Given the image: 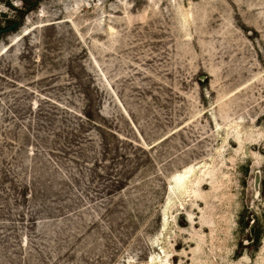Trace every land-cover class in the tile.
<instances>
[{"label": "rangeland", "instance_id": "1", "mask_svg": "<svg viewBox=\"0 0 264 264\" xmlns=\"http://www.w3.org/2000/svg\"><path fill=\"white\" fill-rule=\"evenodd\" d=\"M0 264H264V0H0Z\"/></svg>", "mask_w": 264, "mask_h": 264}, {"label": "water", "instance_id": "2", "mask_svg": "<svg viewBox=\"0 0 264 264\" xmlns=\"http://www.w3.org/2000/svg\"><path fill=\"white\" fill-rule=\"evenodd\" d=\"M15 24H11L10 26H8L6 29L13 27ZM204 77V75L200 76V79H202ZM259 183H260V172L258 170L254 171L253 174V179H252V187H253V191H254V196L255 198H258L259 195ZM249 233L252 234L253 231V226L252 224H249Z\"/></svg>", "mask_w": 264, "mask_h": 264}, {"label": "bare ground", "instance_id": "3", "mask_svg": "<svg viewBox=\"0 0 264 264\" xmlns=\"http://www.w3.org/2000/svg\"><path fill=\"white\" fill-rule=\"evenodd\" d=\"M255 170H258L260 172V170L258 168H256ZM191 169H185V171L182 173H178L177 175H175V180L176 181H181L183 179H185V177L191 172ZM203 171V170H202ZM203 173V172H202ZM185 182V181H184ZM183 185V184H182ZM180 186V185H179ZM182 191V190H181Z\"/></svg>", "mask_w": 264, "mask_h": 264}, {"label": "trees", "instance_id": "4", "mask_svg": "<svg viewBox=\"0 0 264 264\" xmlns=\"http://www.w3.org/2000/svg\"><path fill=\"white\" fill-rule=\"evenodd\" d=\"M23 4H24L23 6L25 9H27L30 6V3L26 2V1H24ZM19 12H20V14L18 15V17L21 18L24 11H19ZM13 22H16V21L15 20L11 21V23H13Z\"/></svg>", "mask_w": 264, "mask_h": 264}]
</instances>
